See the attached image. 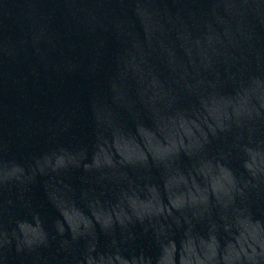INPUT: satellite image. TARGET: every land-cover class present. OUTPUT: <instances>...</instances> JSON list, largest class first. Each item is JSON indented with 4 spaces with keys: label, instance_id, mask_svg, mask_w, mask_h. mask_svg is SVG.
I'll list each match as a JSON object with an SVG mask.
<instances>
[{
    "label": "water",
    "instance_id": "obj_1",
    "mask_svg": "<svg viewBox=\"0 0 264 264\" xmlns=\"http://www.w3.org/2000/svg\"><path fill=\"white\" fill-rule=\"evenodd\" d=\"M0 264H264V0H0Z\"/></svg>",
    "mask_w": 264,
    "mask_h": 264
}]
</instances>
